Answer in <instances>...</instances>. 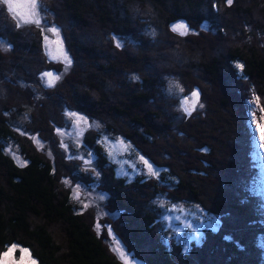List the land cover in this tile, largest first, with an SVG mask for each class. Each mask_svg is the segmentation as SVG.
<instances>
[{
    "label": "trees",
    "instance_id": "obj_1",
    "mask_svg": "<svg viewBox=\"0 0 264 264\" xmlns=\"http://www.w3.org/2000/svg\"><path fill=\"white\" fill-rule=\"evenodd\" d=\"M39 9L45 19L68 30L66 43L73 65L67 67L49 58L43 48L44 25L18 24L7 5L0 3V96L6 91L5 78L14 77L19 81L24 75L22 81L38 83L44 88L38 92L50 101L48 113L51 115L47 116L49 119L38 117L40 104L35 107L32 100L16 93L9 94L14 99L0 101V253L8 244L20 243L29 249L38 264H124L111 252L104 236L96 232L92 218L81 212L61 187L55 162L35 150L16 129L26 124L29 129L47 131L50 124L46 119L52 128L57 125L56 114L51 113L53 109L60 113L63 108L81 110L79 103L85 101L90 103L88 110L99 113L97 102L112 97L113 102L103 104L106 113L115 120L122 118L133 131L137 127L143 129L145 135L133 133L136 137L143 136V142H154L155 133H166V127L178 120L176 106L184 94L181 87L186 81L195 80L197 73L190 71L195 69L202 73L199 76L207 86L205 93L215 87L213 80L219 81L222 112L228 106L246 112L248 96L243 92L250 93L252 87L264 93V0H232L231 4L228 0H40ZM179 18L191 24L208 21L209 27L184 35L175 32L181 38L177 39L181 41L179 44L169 35L162 40L156 29ZM193 29L196 28L193 26ZM103 55H110L114 60ZM185 57L190 59L189 64L184 61ZM47 70L59 74L53 86L44 85L42 75ZM115 86H122V95V90H116ZM27 113L25 123L22 117ZM190 115H184L180 126H173L175 137L173 142L165 141L164 152L175 154L177 147L173 148L172 144L177 146L176 141L179 146H188L177 135L184 133L180 138L187 142L190 134H197L185 122ZM103 121L99 120L104 128H113ZM202 124L208 126L206 121L199 126ZM104 128L96 129L94 135L84 134L85 142L105 164H111L112 174L107 176L106 184L115 206L130 209L131 215H124L123 225L129 230V243L134 252L146 244L147 237H152L151 249L143 256L147 264H207L223 259L226 264H264L263 188L258 190L260 195H252L253 202L250 200L249 204L238 199L230 201L238 205L225 204L224 215L236 209L243 211L241 216L247 229L239 235V241L225 238L233 235L230 231L216 232L206 227L205 238L189 245L193 255L202 257L182 255L179 253L184 249L182 243L175 247L165 239L170 234L157 222L160 215L147 212L145 203L152 211L162 206L163 213L171 203H181V197L175 199L178 191L187 189L200 194L199 189L189 178L174 172V165L169 170L173 175L165 171L162 178L153 180L137 174L131 181L126 175L118 174L100 142ZM10 145L19 146L26 163L16 161L7 152ZM83 146L86 147L84 143ZM211 149L209 156L213 154ZM206 163L209 167L215 164L212 160ZM227 168L233 176L232 182L235 175L244 173L245 183L236 185L234 192H245L253 184L262 185L263 175L257 161L253 160L246 168L235 159ZM199 170L196 173L204 176ZM161 182L168 183L169 189H161ZM153 193L158 195L157 201L150 200ZM205 210L217 217L220 211L213 207ZM120 227L117 223L118 231ZM183 257L189 260L184 263Z\"/></svg>",
    "mask_w": 264,
    "mask_h": 264
},
{
    "label": "rangeland",
    "instance_id": "obj_2",
    "mask_svg": "<svg viewBox=\"0 0 264 264\" xmlns=\"http://www.w3.org/2000/svg\"><path fill=\"white\" fill-rule=\"evenodd\" d=\"M13 2L27 4L29 0H13ZM39 17L41 19L40 25H44V51L48 54L49 58L61 61L64 66L66 65L68 67L58 51L62 46L64 53L71 59L67 50L68 44L66 43L69 40L68 30L58 23L48 21L45 19V15H40V12ZM206 22L200 24L192 22L196 28L194 30L190 22L179 18L168 24L165 22L166 26L164 25L160 30L156 29V32L160 33L162 40L165 41L166 35H169L174 38L176 44H179L181 41L177 39L181 38H178L175 33L176 31H173L174 25L186 24L188 27L187 32H190L196 31L201 27H209L208 21ZM53 27L57 29L58 36L49 31ZM154 47H156L155 44ZM103 57L111 56L103 55ZM111 58L113 61L114 58ZM184 61L189 64L190 59L185 57ZM192 68L195 69L194 67ZM144 70H148V68L144 67ZM190 71L197 73V77L192 82L186 81L181 87L184 94L176 106L177 114L175 115H177L178 120L166 127V133H155L156 138L154 137V142L151 143L149 141L147 143L145 141L143 142V136L136 137L133 135L134 132H140L142 135H145L142 131L143 129L137 127V131H133L131 126L122 118L115 120L106 113L108 111L104 109L103 104L105 102H113L112 97H109V100L103 99L101 102L96 101L100 104L97 108V110L101 111L99 113L88 110L90 103L85 101L79 103L83 107L80 108L81 110L63 108L62 113H60L53 109L51 113L57 115L54 116L57 125L52 128L51 122L48 120V117H51L48 113V104L50 101L45 99L47 97L44 96V93H39L44 88H40L38 83L30 84L22 81L24 75L22 77L19 76L21 79L19 81L14 77L5 78L3 86L6 91L0 96V101L14 99L9 96L10 93H16L28 101L32 100L31 103L35 104V107H38L39 104L42 107V109H39L38 117L45 116L48 118L46 120L50 124V130L47 131H38L34 128L29 129L26 124L25 127L20 126L16 130L35 146L33 147L35 150L42 152L48 159L55 162L58 177L62 182L61 187L71 195L72 199L78 204L79 210L87 213L92 218V225L95 227L96 232L104 236V240L111 252L121 259L124 264L125 260H127L128 264H147L143 256L151 249L152 237H147L146 244L134 252L132 244L129 243V230L126 231L124 229L126 226L124 227L123 225L125 222L124 215H131L130 209L115 206L116 203L114 204L111 200V193L106 184L107 176L109 175L111 177L112 174L110 170L111 164H105L96 154L94 148L88 142H85L87 140H85L84 134L94 135L96 129L104 128V125L99 120L109 122L113 127L110 129L104 128L105 131L100 138V142L105 147L107 155L111 159L110 162L114 163L118 174L126 175L131 181L136 178L137 174H141L147 178L151 177L149 180H153V178H162V172L165 173V171L173 175L172 171L169 170H172L171 165H174V172L185 179L189 178L199 189L200 194L192 193L187 189H183L181 192L178 191L179 195H176L175 199L181 197L180 202L183 204L171 203L163 213L160 211L162 206L152 211L149 204L145 203L147 212L151 211L153 213L155 212L154 215H160L156 219L157 222L160 221L162 228L170 234L169 237L166 235L165 239L167 240L168 238L169 242L173 243L175 247H178L182 243L184 249H182V252L179 251L182 255L202 257L200 254L193 255V252L189 250V245L192 241L199 242L205 238L204 229L206 227L214 228L216 232L220 229L219 232L230 231L233 235L225 238L235 242L239 241L237 238L247 229L241 216L243 211L242 209L235 208V211H228L224 215L222 211L226 207L225 204L238 205L236 202L230 203V201L233 202L236 199L243 204H249L250 200L253 202L251 199L252 195L254 193L259 194V188L264 189V134H262L261 130V125H264V93L251 87L250 93L243 92V94H247L248 96V108L246 112L242 113L236 107L231 106H228L222 112L223 103L218 99V93L221 90L218 85L219 81L213 80L215 87L210 88V93H205L207 86L199 76L200 74L202 75L201 71L197 69H195L196 72L193 70ZM46 72H51L54 76H59L55 70H47L44 73ZM42 78L45 81V83L43 82L44 85H47L48 78L44 74ZM204 80L208 81V85L210 84L209 80ZM194 84H198L199 87ZM255 84L256 82L254 81L253 85ZM257 85L260 84L257 83ZM34 87L38 89L36 88V90ZM115 89L122 90L121 95L123 94L124 89L122 86H115ZM193 92H198L199 97L194 110L191 111L192 115L185 122L191 126L190 131L197 132V134H190L191 139L187 142L184 141L183 137L180 138L184 133L177 135V139L180 142L188 145L185 147L179 146L177 141V146L172 144L173 148L177 147L174 152H181L179 155L176 153H168L167 151L164 152L165 141L170 139L173 142L175 137L173 136L175 130L173 126L175 125V128L180 126L181 122H183L182 118L185 117L184 115L189 114L184 110V101L188 99L191 104ZM120 98L122 96H118V99ZM70 113H75L84 119L77 123L76 118L70 116ZM28 114L22 117V121L25 123H27ZM29 116L30 122L33 125L31 115ZM203 121H206L208 126L204 124H202V127L199 126ZM151 135L153 136L154 134ZM83 143L87 148L83 146ZM210 148L213 150L211 156L208 153ZM7 152L16 161L26 163L23 154L19 151V146H7ZM235 159L243 162L246 168H249L253 160L257 161L263 175L262 185L253 184L245 192H234L236 185H240V182L242 184L245 183L242 180L244 173L242 175H235L234 182H232L233 176L230 175L227 164ZM145 160L152 165L156 175H152L149 172L147 165L144 163ZM209 160L215 163L214 166L209 167L206 163ZM221 167H224L225 170H222ZM196 169H200L199 171H202L204 176L198 175ZM192 170L194 171L192 172ZM174 183L172 184L174 185ZM160 187L161 189L163 187L168 188V183L161 182ZM257 198L261 200L259 196ZM157 199V194H151V201H157ZM218 204H222L221 207H218ZM211 207L220 210L218 217L205 210ZM245 208L243 206V209ZM117 223H120L122 226L119 228V231L116 229ZM157 228L159 226H156ZM227 233L231 235L229 232ZM11 244H16L18 248H26L20 243ZM11 244H8V246ZM117 246L124 252L125 255L123 257L119 251L115 250ZM19 257L20 253L16 251L15 259L18 261ZM31 257L38 264L32 254ZM8 259H12V256L10 255ZM25 260H27V257ZM188 260V257L182 258L184 263ZM217 263L226 264L227 261L225 259L222 261L213 260V262H208L207 264ZM242 264L245 263L243 262Z\"/></svg>",
    "mask_w": 264,
    "mask_h": 264
},
{
    "label": "snow or ice",
    "instance_id": "obj_3",
    "mask_svg": "<svg viewBox=\"0 0 264 264\" xmlns=\"http://www.w3.org/2000/svg\"><path fill=\"white\" fill-rule=\"evenodd\" d=\"M0 3H4L7 5L8 10L13 13V16L14 18L17 19L18 24L34 23L38 26L40 25L41 19L39 17V0H29L27 4L14 3L13 0H0ZM228 3L231 4L232 0H228ZM49 31H51L57 36L59 35L57 29L54 27L50 28ZM173 31L179 32L181 35H184L188 31V27L186 24L183 23L177 24L173 26ZM58 51L60 52V55L62 56L65 63L68 66H70L71 59L67 56L66 53H64L62 46L58 49ZM44 76L48 78L49 86H53L54 81L59 79V76H54L51 72L44 73ZM181 91H183V89H181ZM198 97H199V93L193 92L192 93L193 99L191 104L189 103L188 99H185L184 110L189 114H191V111L194 110ZM69 115L75 117L77 123H79L81 120L84 119L83 117L77 116L75 113H70ZM261 130H262V134H264V125H261ZM144 163L147 165L149 172L152 175H156V172L153 170L152 165L149 164L147 160H145ZM115 250L119 251L122 257L125 255L119 246H117ZM16 251H19L20 253V257L18 261L15 259ZM10 255L12 256V259H8ZM26 257L27 260H25ZM0 264H36V262L31 257V253L28 251L27 248H23V247L18 248L16 244H11L7 246V249L4 253H0ZM125 264H128L127 260H125Z\"/></svg>",
    "mask_w": 264,
    "mask_h": 264
}]
</instances>
